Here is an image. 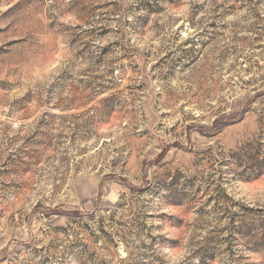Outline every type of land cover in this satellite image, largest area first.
I'll list each match as a JSON object with an SVG mask.
<instances>
[{
	"label": "rangeland",
	"instance_id": "rangeland-1",
	"mask_svg": "<svg viewBox=\"0 0 264 264\" xmlns=\"http://www.w3.org/2000/svg\"><path fill=\"white\" fill-rule=\"evenodd\" d=\"M0 264H264V0H0Z\"/></svg>",
	"mask_w": 264,
	"mask_h": 264
}]
</instances>
